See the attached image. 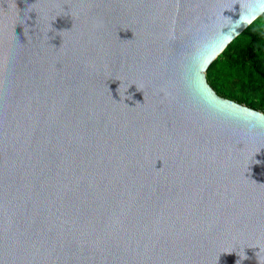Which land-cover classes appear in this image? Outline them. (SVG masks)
Instances as JSON below:
<instances>
[{"label":"water","instance_id":"water-1","mask_svg":"<svg viewBox=\"0 0 264 264\" xmlns=\"http://www.w3.org/2000/svg\"><path fill=\"white\" fill-rule=\"evenodd\" d=\"M264 0H0V264H264V114L210 63Z\"/></svg>","mask_w":264,"mask_h":264},{"label":"trees","instance_id":"trees-1","mask_svg":"<svg viewBox=\"0 0 264 264\" xmlns=\"http://www.w3.org/2000/svg\"><path fill=\"white\" fill-rule=\"evenodd\" d=\"M205 80L218 97L264 114V12L210 63Z\"/></svg>","mask_w":264,"mask_h":264}]
</instances>
